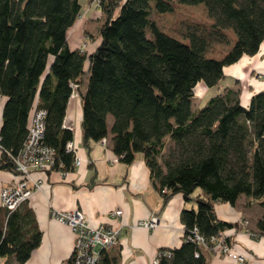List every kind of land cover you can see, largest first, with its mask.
I'll return each mask as SVG.
<instances>
[{
	"label": "trees",
	"instance_id": "16d2710c",
	"mask_svg": "<svg viewBox=\"0 0 264 264\" xmlns=\"http://www.w3.org/2000/svg\"><path fill=\"white\" fill-rule=\"evenodd\" d=\"M88 1L103 15L91 51L68 43L79 0H0V169L15 173L12 157L36 107L46 111L43 143L54 149L49 169L73 170V130L63 121L77 92L83 145L106 139L126 164L141 154L163 203L174 195L195 203L180 212L182 242L160 248L156 264H211L189 236L195 228L208 240L232 227L215 204L244 195L264 206V90L243 105L238 87L221 84L225 67L264 44V0ZM174 3L202 4L211 24L189 26L187 41L168 34L151 14L171 13ZM227 29L229 49L208 56L213 42L230 43ZM200 83L217 91L193 107ZM27 201L11 211L0 205L2 264H26L41 241ZM256 227L264 234V213ZM97 264L113 258L101 249Z\"/></svg>",
	"mask_w": 264,
	"mask_h": 264
},
{
	"label": "crops",
	"instance_id": "0c3cea01",
	"mask_svg": "<svg viewBox=\"0 0 264 264\" xmlns=\"http://www.w3.org/2000/svg\"><path fill=\"white\" fill-rule=\"evenodd\" d=\"M71 29L68 43L72 48L80 47L81 27L78 25ZM96 43L97 40L93 45L88 43L92 45L89 51ZM223 85L234 87L228 83ZM258 90H264V87L243 94L240 91L242 104L247 105L250 96ZM75 93L69 98L65 121L73 124L72 145L80 163L67 172L49 169L33 173V177L41 182V188L32 193L27 203L35 214L41 241L31 251L26 264H72L73 233L68 225L49 216L51 208L79 209L91 224L102 222L118 227L117 245L105 249L113 258V264H150L160 248L175 247L182 242L184 232L180 212L183 207H195V203L184 201L181 195H174L163 203L141 154L126 164L113 153L109 141L105 145L101 141L83 145L81 99ZM3 103L4 98H0V126ZM16 180L15 173L0 169V189ZM117 207L122 209V214L110 217L108 212ZM215 211L218 218L233 224L221 234L234 251L245 256L244 264H264V234H256V221L264 213V206L241 195L234 205L217 202ZM151 214L158 216L157 227L133 226L135 221L146 219ZM244 220L247 221L246 226ZM202 249L211 264H235L215 247ZM3 260L0 258V264Z\"/></svg>",
	"mask_w": 264,
	"mask_h": 264
},
{
	"label": "built area",
	"instance_id": "2783aa9c",
	"mask_svg": "<svg viewBox=\"0 0 264 264\" xmlns=\"http://www.w3.org/2000/svg\"><path fill=\"white\" fill-rule=\"evenodd\" d=\"M75 94L74 92L72 96ZM45 114L44 109L33 108L27 136L17 154L12 157L17 180L0 189V203L10 211L22 202L29 200L32 193L41 188V182L33 177V173L48 170L53 162L54 149L43 143ZM63 126L73 130V124L67 123L65 118ZM101 143L105 145L107 140L102 139ZM67 149H74L72 143L67 144ZM79 163L80 159L76 156L75 165ZM121 214L122 209L119 207L108 212L110 217H119ZM49 216L68 225L73 233V248L70 257L72 264H97L100 258V250L110 248L118 243V227L102 222L91 224L79 209L58 210L51 208ZM158 220L156 214H151L146 219L135 221L133 226L154 229L158 225ZM189 238L203 247H209L212 244L221 254L232 259L235 264L246 262L245 256L234 251L221 233L206 240L194 228ZM165 253L167 254V252ZM159 254L157 251L150 264L157 263Z\"/></svg>",
	"mask_w": 264,
	"mask_h": 264
},
{
	"label": "rangeland",
	"instance_id": "374dc122",
	"mask_svg": "<svg viewBox=\"0 0 264 264\" xmlns=\"http://www.w3.org/2000/svg\"><path fill=\"white\" fill-rule=\"evenodd\" d=\"M79 1L82 5V14L74 26L79 25L81 27L82 39L79 46L89 50L98 38V27L102 22L103 15L94 2L90 3L88 0ZM173 7L174 10L171 13L160 14L153 11L151 18L163 31L183 41H187L184 38V33L189 26L208 27L212 22L202 4L185 5L174 3ZM225 32L229 37L230 43L213 42L207 51L208 56L221 57L229 49L230 44L234 40V35L229 29L225 30ZM69 37H71L70 34ZM88 43L92 45L89 46ZM225 73L229 76H234V78L227 76L222 80L221 84L228 83L229 85L238 87L242 94L247 91H254L259 87H264V44L261 45L257 55L241 58L238 62L227 66ZM215 91H217L216 87L207 90L202 83L198 84L194 91L193 107L198 105L200 107L203 106L208 97ZM243 224L246 226L247 221L244 220ZM209 247L213 248L215 246L211 244Z\"/></svg>",
	"mask_w": 264,
	"mask_h": 264
}]
</instances>
